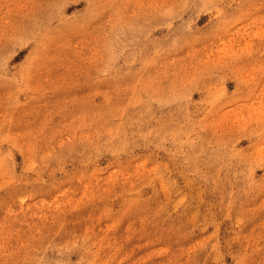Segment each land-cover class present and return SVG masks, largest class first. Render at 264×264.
I'll list each match as a JSON object with an SVG mask.
<instances>
[{"label":"rangeland","instance_id":"374dc122","mask_svg":"<svg viewBox=\"0 0 264 264\" xmlns=\"http://www.w3.org/2000/svg\"><path fill=\"white\" fill-rule=\"evenodd\" d=\"M0 264H264V0H0Z\"/></svg>","mask_w":264,"mask_h":264}]
</instances>
